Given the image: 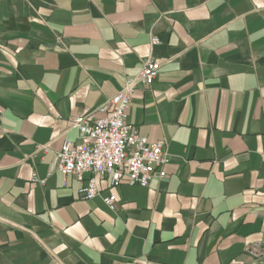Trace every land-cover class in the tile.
Here are the masks:
<instances>
[{
  "label": "crops",
  "instance_id": "obj_1",
  "mask_svg": "<svg viewBox=\"0 0 264 264\" xmlns=\"http://www.w3.org/2000/svg\"><path fill=\"white\" fill-rule=\"evenodd\" d=\"M149 58L128 122L167 174L86 200L69 121ZM0 110V264H264V0H0Z\"/></svg>",
  "mask_w": 264,
  "mask_h": 264
},
{
  "label": "built area",
  "instance_id": "obj_2",
  "mask_svg": "<svg viewBox=\"0 0 264 264\" xmlns=\"http://www.w3.org/2000/svg\"><path fill=\"white\" fill-rule=\"evenodd\" d=\"M157 41L152 38L153 43ZM160 67L152 58L142 61L139 73L128 79L121 91L94 109L100 117L91 121L89 115L76 114L70 119V127L79 132L80 143L63 142L57 168L63 176L74 175L83 182L80 192L84 199L92 200L101 195L100 178L110 177L112 187L121 184L146 187L152 179L166 176L165 167L171 157L165 141L151 142L128 122L138 86L151 85ZM86 173L91 174L88 179L84 178ZM34 181L44 182L36 175ZM102 199L111 210H117L115 194L104 195Z\"/></svg>",
  "mask_w": 264,
  "mask_h": 264
}]
</instances>
